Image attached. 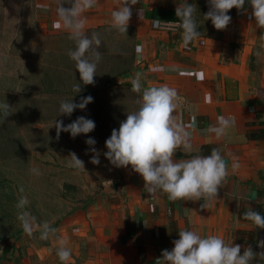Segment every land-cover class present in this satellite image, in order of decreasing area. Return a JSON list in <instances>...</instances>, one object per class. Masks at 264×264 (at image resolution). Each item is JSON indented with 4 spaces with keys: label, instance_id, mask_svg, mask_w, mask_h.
Wrapping results in <instances>:
<instances>
[{
    "label": "crops",
    "instance_id": "crops-1",
    "mask_svg": "<svg viewBox=\"0 0 264 264\" xmlns=\"http://www.w3.org/2000/svg\"><path fill=\"white\" fill-rule=\"evenodd\" d=\"M184 1L139 0L132 6L126 35L110 28L111 12L119 7L120 0H99V6L86 12V34L97 32L101 39L102 60L96 75H107L109 82L101 87L97 79L99 87L94 90L92 85L87 96L95 92L97 97H106L114 89L123 91V100L111 95L112 104L108 103V108L116 113L122 110L126 120V114L138 107L135 102L138 95L132 91V79L137 74L145 87L175 88L184 101L178 115L193 130V153L178 151L175 158L209 155L213 147L218 148L229 165L228 179L218 193V200L204 208L203 200L173 203L166 194L151 196L144 189L142 177L130 166L124 169L110 165L108 170L121 174L101 182L93 202L61 220L51 229L48 239H41V231L35 227L32 236L23 234L12 256L19 264H61L57 255L60 239L68 241L66 247L71 252L66 264H157L162 251H170L172 241L179 239L178 232L184 229L201 236L218 235L226 243L240 244L241 254L248 246L256 253L264 251L258 247V242L264 240V229H253L251 222L243 220L250 207L264 214V138L247 137L248 131H264V49L260 48L264 44L261 39L264 30L255 26L249 7L233 16L226 30L215 29L200 37L203 45L198 44V39L192 42L194 46L186 48L177 23L161 20V27L156 28L155 20L147 17L154 8L176 10ZM58 2L0 0V61L17 60L18 57L5 51V44L14 38L26 44L27 49H33L34 59L39 52L46 59L52 56L53 60L45 61L47 65L43 66L46 83L65 88L62 91L71 93L73 102L79 103L85 97L82 82L80 93L74 92L72 86L78 82L68 83L67 78L62 85L65 75L79 76V73L73 61H62L70 60L67 53L75 44L64 43L69 34L53 27ZM57 51L60 57L55 59ZM257 51L260 55H256ZM57 73L58 80L53 77ZM100 104V101L88 104L89 113L79 109V113L77 110L73 113L99 124ZM219 116H234L236 126L218 141L206 129L215 125ZM201 147L206 148L201 151ZM233 163L239 164L235 172L231 169ZM253 264H264V260L257 258Z\"/></svg>",
    "mask_w": 264,
    "mask_h": 264
},
{
    "label": "clouds",
    "instance_id": "clouds-1",
    "mask_svg": "<svg viewBox=\"0 0 264 264\" xmlns=\"http://www.w3.org/2000/svg\"><path fill=\"white\" fill-rule=\"evenodd\" d=\"M138 2L139 0H120L119 7L111 12L110 28L126 35L132 17V6ZM247 2L252 9L251 18L254 19L255 26L264 30V0ZM65 4L69 6L65 7ZM245 4L246 0H208V11L204 18L210 20L216 30H226L232 19L228 14L230 10L246 12ZM97 6L99 0H59L57 18L53 23L55 29L66 31L68 38L75 44L74 49H69L67 55L74 62L83 85L95 84L97 68L102 60L99 33L92 32L89 36L85 32L87 18L84 14ZM196 8L188 0L176 8L182 43L186 48L201 37L195 15ZM139 12L142 13V10ZM153 26L160 28L161 20H155ZM261 39L264 40V36ZM260 48L264 49V44ZM256 55H260V52L257 51ZM81 90V83L73 85L74 92L80 93ZM132 91L138 95L135 101L138 107L126 114L127 118L120 123L118 130H112L111 136L105 141L107 151L103 153L104 157L115 168L127 169L130 166L134 173L142 177L144 189L151 196L157 193L166 194L167 199L173 203L203 200L204 208L217 201L218 193L226 184L229 175V165L221 151L213 147L209 155L194 154L186 159L175 158L178 151L193 153L192 126L185 124L182 116L178 115V109L184 101L177 90L167 85L145 87L140 74H137L132 79ZM93 99L91 95L82 97L79 103H74L73 98L62 99L59 113L70 117L77 109L85 110ZM12 113V107L5 100L0 102V124ZM53 126L57 138L61 132L70 133L72 138L81 134L87 135L96 127L93 120L84 116L77 117L67 125L62 120H55ZM235 126L234 116H219L216 124L210 125L206 132L214 134L219 141L227 137ZM85 143L93 153L89 162L99 165L100 153L94 147L95 139L89 137ZM68 158L69 167L85 170L84 162L75 153H71ZM238 168V163L231 165L233 172ZM32 171L38 174L37 169ZM28 203L26 197L19 200L17 208L21 211L18 219L25 234L32 236L35 218L24 211ZM243 220L251 222L253 229H264V214L251 207L244 212ZM40 228V238L48 239L50 225L44 222ZM178 235L179 239L172 241L173 248L170 251L163 250L157 264H253L257 258L264 260V251L256 253L248 246L241 254L240 244L226 243L218 235L201 236L190 229L181 230ZM67 243L66 239L59 240L57 255L61 264H66L71 256L66 247ZM258 247L264 249V240L258 242Z\"/></svg>",
    "mask_w": 264,
    "mask_h": 264
},
{
    "label": "rangeland",
    "instance_id": "rangeland-1",
    "mask_svg": "<svg viewBox=\"0 0 264 264\" xmlns=\"http://www.w3.org/2000/svg\"><path fill=\"white\" fill-rule=\"evenodd\" d=\"M14 40L5 44V51L18 57L17 60L0 61V102L5 100L13 112L0 124V263L5 261L3 257L13 256L16 243L25 233L18 219L21 210L17 204L21 197L29 201L24 211L35 218L33 228L41 231L40 226L47 222L53 229L61 220L81 212L93 202L101 182L121 174L108 170L111 164L103 153L107 151L105 141L113 129H119L125 114L122 110L116 113L108 108V103L112 102L111 95L123 100V91L114 89L106 97H97L94 92L93 102L100 101L102 106L99 124L93 120L96 125L94 131L76 138L61 132L57 138L53 126L55 120H62L67 125L77 119L74 113L70 117L59 113L60 101L72 99L71 93L46 83L43 66L53 60L52 56L47 60L39 52L34 59L33 49H27L26 44ZM67 40L64 43L73 44L69 38ZM58 57L57 51L55 59ZM67 60L72 63L71 59L62 61ZM53 77L58 80V73ZM67 78L68 83H81L79 76L68 73L62 78V85ZM106 78L107 75H96L95 81L99 79V85L106 87L109 84ZM98 83L93 85L94 90L99 87ZM91 86L84 85L85 97L91 92ZM86 109L83 110L85 113L91 110ZM89 137L96 141L94 147L100 153L99 165L89 162L93 155L85 143ZM71 153L80 154L77 156L84 162L85 170L69 167ZM32 169H37L38 174Z\"/></svg>",
    "mask_w": 264,
    "mask_h": 264
},
{
    "label": "trees",
    "instance_id": "trees-1",
    "mask_svg": "<svg viewBox=\"0 0 264 264\" xmlns=\"http://www.w3.org/2000/svg\"><path fill=\"white\" fill-rule=\"evenodd\" d=\"M185 3V1L183 2ZM188 3L196 5V20L198 25V30L201 32V37L208 36L215 30L210 20H205L204 15L208 11V2L205 0H188ZM250 4L246 0L245 8H249ZM238 13L236 9L230 10L228 13L231 17L235 16ZM147 17L149 19L154 20H165L172 21L177 23L178 25V31L181 33V29L179 27L180 25V19L176 16V10L175 9H162V8H154L149 13H147ZM254 62V58L251 57V68ZM248 139H257V138H264V131L260 130L258 133L254 131H248L247 132ZM206 147H201V151H204ZM123 241L125 239L123 238ZM138 257L139 260L142 261V253L141 248L138 246ZM5 261H2L0 264H19L18 259L13 257H3Z\"/></svg>",
    "mask_w": 264,
    "mask_h": 264
},
{
    "label": "built area",
    "instance_id": "built-area-1",
    "mask_svg": "<svg viewBox=\"0 0 264 264\" xmlns=\"http://www.w3.org/2000/svg\"><path fill=\"white\" fill-rule=\"evenodd\" d=\"M203 43H204L203 39H199V40H198V44H199V45H203ZM191 46H194L193 43H191Z\"/></svg>",
    "mask_w": 264,
    "mask_h": 264
}]
</instances>
